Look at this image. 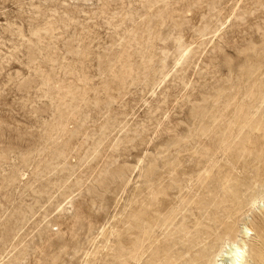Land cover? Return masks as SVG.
<instances>
[{"label": "rangeland", "instance_id": "374dc122", "mask_svg": "<svg viewBox=\"0 0 264 264\" xmlns=\"http://www.w3.org/2000/svg\"><path fill=\"white\" fill-rule=\"evenodd\" d=\"M262 193L264 0H0V264H194Z\"/></svg>", "mask_w": 264, "mask_h": 264}, {"label": "bare ground", "instance_id": "6f19581e", "mask_svg": "<svg viewBox=\"0 0 264 264\" xmlns=\"http://www.w3.org/2000/svg\"><path fill=\"white\" fill-rule=\"evenodd\" d=\"M251 206L257 209L261 207L258 218L241 222L240 226L230 223L232 220L228 222L222 219L219 248L207 258L203 254L194 256L192 262L194 264H264V196L253 198Z\"/></svg>", "mask_w": 264, "mask_h": 264}]
</instances>
